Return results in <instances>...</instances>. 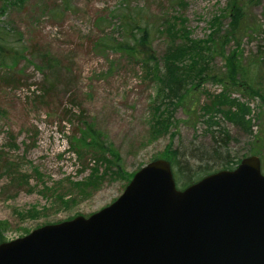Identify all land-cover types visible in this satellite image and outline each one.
<instances>
[{"label": "rangeland", "instance_id": "obj_1", "mask_svg": "<svg viewBox=\"0 0 264 264\" xmlns=\"http://www.w3.org/2000/svg\"><path fill=\"white\" fill-rule=\"evenodd\" d=\"M226 2L0 0V27L6 36L2 44L9 54L17 51L15 63H0V228L5 239L110 204L133 172L161 157L171 132L173 148L211 145L199 106L207 101V93L220 91L217 76L227 74L225 56L234 41L224 46V55L210 58L208 72L217 76L195 89L194 109L176 106L168 132L159 134L154 132L162 118L155 107L158 85L143 78L145 68L136 58L101 41L104 35L124 40V21L132 14L148 21L153 51L161 56L170 42L163 31L167 22L185 17L191 37L204 38L212 29L211 18L223 13ZM242 2L245 23L238 33V71L244 83L264 91V0ZM219 20L225 29L229 18ZM230 96L250 107L253 135L227 123L234 138L227 149L235 158L258 152L254 154L260 156L264 174V99L249 96L241 86L232 87ZM65 105L74 114L83 110L101 133L99 141L119 153L123 173L78 141L82 135L74 126L75 115L64 113ZM71 142L80 146V156Z\"/></svg>", "mask_w": 264, "mask_h": 264}, {"label": "water", "instance_id": "obj_2", "mask_svg": "<svg viewBox=\"0 0 264 264\" xmlns=\"http://www.w3.org/2000/svg\"><path fill=\"white\" fill-rule=\"evenodd\" d=\"M0 264H264L260 159L184 188L153 159L101 209L1 242Z\"/></svg>", "mask_w": 264, "mask_h": 264}, {"label": "trees", "instance_id": "obj_3", "mask_svg": "<svg viewBox=\"0 0 264 264\" xmlns=\"http://www.w3.org/2000/svg\"><path fill=\"white\" fill-rule=\"evenodd\" d=\"M20 3L25 0H14ZM221 15H213L210 20L211 30L204 38L191 37V31L186 25V18L177 17L171 23H166L163 27L170 41L161 56H156L152 48L151 31L148 21L143 17L136 19L135 15H126L125 26L123 27L121 40L113 37H104L101 42L106 43L109 47L123 53L126 57L136 58L137 62L143 64L145 68L144 77L155 81L157 87V99H160L156 112H161L155 133H167V125L172 124L173 111L176 106H185L187 111L193 110V104L196 102L192 95L200 83L209 77L217 76L215 73H209L210 58L216 53L225 54L224 46L231 40L235 46L230 49L225 56L227 64V74L223 77L217 76L221 81V89L216 93H207V101L199 106L201 119L205 124V130L211 136V145L204 146L199 143H193L182 150L173 148L172 138L175 133L171 132V142L166 145L162 158L167 159L172 166L173 175L176 185L182 187L188 185L203 175L213 172L217 169H231L240 161L241 158L233 157L227 149L230 140L234 139L227 123L237 128L245 134L253 135L251 123L248 116L250 107L236 98L230 96L231 88L241 86L247 90L249 96H259L264 99V91L259 85L254 87L251 82L244 83L238 71L241 51L239 50V32L245 23V11L242 0H227L226 6ZM125 16V15H124ZM227 16L229 23L222 29L219 17ZM135 17V18H134ZM6 40L5 32L0 27V63L7 64V59L16 62V50L9 54V49L2 41ZM216 44L215 48H212ZM257 61L259 59L257 58ZM18 63V62H17ZM260 83V82H259ZM261 84V83H260ZM211 97H208L210 96ZM189 101V103H188ZM164 110V111H163ZM64 113L69 116L75 115L74 126L82 137L78 141L84 146L94 149L99 160L104 159L113 165L116 173H123L119 168V153L110 146H104L99 141L100 132L95 125L86 119L82 109L76 114L65 105ZM170 127V126H169ZM164 130V131H163ZM258 139V138H256ZM90 141V142H89ZM80 156L83 153L79 145L70 143ZM88 148V149H89ZM85 151V149H84ZM81 152V153H80ZM251 153H258L255 150ZM107 155L109 157H107ZM115 173V174H116ZM134 173V172H133ZM1 226V224H0ZM6 240L2 235L0 228V242Z\"/></svg>", "mask_w": 264, "mask_h": 264}]
</instances>
